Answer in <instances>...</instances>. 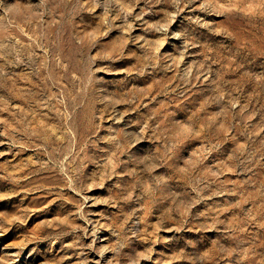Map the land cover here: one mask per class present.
Segmentation results:
<instances>
[{
  "label": "rangeland",
  "instance_id": "374dc122",
  "mask_svg": "<svg viewBox=\"0 0 264 264\" xmlns=\"http://www.w3.org/2000/svg\"><path fill=\"white\" fill-rule=\"evenodd\" d=\"M0 264H264V0H0Z\"/></svg>",
  "mask_w": 264,
  "mask_h": 264
}]
</instances>
